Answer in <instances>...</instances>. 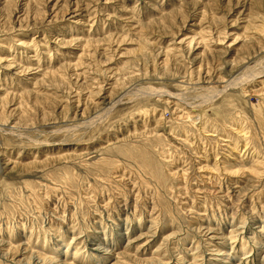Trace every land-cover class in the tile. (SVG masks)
Instances as JSON below:
<instances>
[{
  "label": "rangeland",
  "instance_id": "obj_1",
  "mask_svg": "<svg viewBox=\"0 0 264 264\" xmlns=\"http://www.w3.org/2000/svg\"><path fill=\"white\" fill-rule=\"evenodd\" d=\"M3 1L0 264H264V0Z\"/></svg>",
  "mask_w": 264,
  "mask_h": 264
},
{
  "label": "bare ground",
  "instance_id": "obj_2",
  "mask_svg": "<svg viewBox=\"0 0 264 264\" xmlns=\"http://www.w3.org/2000/svg\"><path fill=\"white\" fill-rule=\"evenodd\" d=\"M3 0H0V5L4 2H2ZM76 14V13H75ZM78 16V15H77ZM258 63V62H257ZM263 65V64H262ZM260 73V72H259ZM244 74H245V72H244ZM243 74V78H244V76L245 75H247V72H246V74L244 75ZM251 74H252V72H251ZM239 76V75H238ZM240 76H242L241 74H240ZM239 76V77H240ZM249 76V75H248ZM247 76V77H248ZM256 76H258V74H256ZM256 76H254V77H252V78H247L248 80H246V81H249L250 82V80H252L253 78H255ZM206 79V80H205ZM204 80V84H205V91H206V93L205 94H207V96H208V98L210 97V98H213V97H217V96H219V94L220 93H223L222 91H224V90H226V89H228V88H230L232 85H234V86H237V81H238V77L235 79V77H234V79L232 80V81H222L220 78H212V77H208V78H205ZM245 79V78H244ZM240 80H241V78H240ZM243 80V79H242ZM244 81V80H243ZM242 81H240V83H241ZM237 83V84H236ZM243 83V82H242ZM261 84L262 83H264V79H263V81L262 82H260ZM261 86V85H260ZM150 87V86H149ZM150 89H152V87L150 88ZM138 90V89H137ZM146 90V89H145ZM149 90V89H148ZM162 89H160V90H156L155 89V91L154 92H157V94H158V92L160 91V93L162 94V91H161ZM141 91V90H140ZM149 91H151V90H149ZM261 91V90H260ZM139 92V91H138ZM188 92V91H187ZM123 94V93H122ZM195 94V93H194ZM143 95V94H142ZM156 95V94H155ZM160 95V94H159ZM159 95H157V96H159ZM172 95V94H171ZM182 95H184L185 96V94H183L182 93ZM145 96V95H144ZM170 96V95H169ZM174 96H175V94H174ZM168 97V98H171V100L173 99V100H176L175 98L177 97V95H176V97ZM180 96V95H179ZM183 96V97H184ZM123 97V96H122ZM129 97V96H128ZM143 97V96H142ZM148 97V96H147ZM200 97V96H199ZM152 98V97H151ZM208 100V99H207ZM119 101V100H118ZM137 101V100H136ZM184 101V100H183ZM114 102V101H113ZM172 102V101H171ZM116 103V102H115ZM176 103V102H175ZM103 112V111H102ZM146 113V112H145ZM105 114V113H104ZM185 115V114H184ZM102 116V115H101ZM70 131V130H69ZM69 133V132H68ZM1 251V250H0ZM3 251V250H2ZM5 252V251H4ZM6 255V253L4 254V256ZM74 255H75V253H74ZM36 257H38L39 259H40V261L44 264V262H46L45 261V259L44 258H42V257H39V256H37V255H35ZM35 256H32V258H34ZM28 261H30V255L28 256V259H27ZM53 263L52 264H63V263H56L55 261H52ZM29 263V262H28Z\"/></svg>",
  "mask_w": 264,
  "mask_h": 264
}]
</instances>
